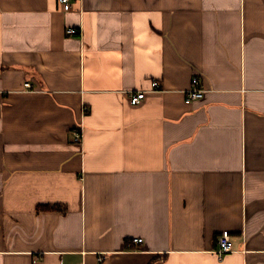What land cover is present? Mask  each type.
<instances>
[{
	"label": "crops",
	"instance_id": "obj_1",
	"mask_svg": "<svg viewBox=\"0 0 264 264\" xmlns=\"http://www.w3.org/2000/svg\"><path fill=\"white\" fill-rule=\"evenodd\" d=\"M71 4L0 0V264H264V0Z\"/></svg>",
	"mask_w": 264,
	"mask_h": 264
},
{
	"label": "built area",
	"instance_id": "obj_2",
	"mask_svg": "<svg viewBox=\"0 0 264 264\" xmlns=\"http://www.w3.org/2000/svg\"><path fill=\"white\" fill-rule=\"evenodd\" d=\"M72 0H59V3H61L64 7L65 10H70L72 8L71 4ZM67 34L69 35H75L79 34V29L70 27L67 29ZM193 87L188 90L187 96H186V101L187 102H192L194 100H198L203 98L204 96V89L200 87V79L198 77L193 78ZM27 87H30L31 84L27 83ZM160 83L157 80H153L151 82V89L149 91H157L160 89ZM148 90L142 89V90H137V91H132L130 92L131 96V102L133 104H138L140 103L146 96V93ZM90 110L89 106H83V111L85 113H88ZM83 134H82V129L80 127L77 128L74 134L73 140L76 142H80L82 140ZM135 243H142L143 238H134ZM233 250V240L231 237V234L228 230L222 231L218 238H217V247H216V253L219 258H223L227 253L231 252ZM104 257H101L100 260H103Z\"/></svg>",
	"mask_w": 264,
	"mask_h": 264
}]
</instances>
